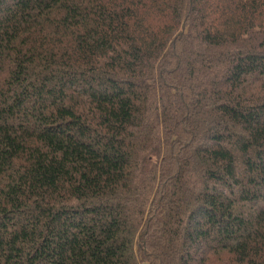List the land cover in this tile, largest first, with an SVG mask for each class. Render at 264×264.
I'll use <instances>...</instances> for the list:
<instances>
[{"label":"trees","instance_id":"trees-1","mask_svg":"<svg viewBox=\"0 0 264 264\" xmlns=\"http://www.w3.org/2000/svg\"><path fill=\"white\" fill-rule=\"evenodd\" d=\"M0 264H264V0H0Z\"/></svg>","mask_w":264,"mask_h":264}]
</instances>
